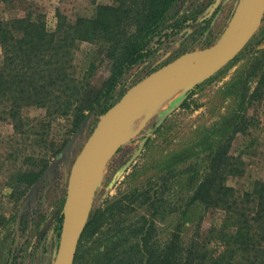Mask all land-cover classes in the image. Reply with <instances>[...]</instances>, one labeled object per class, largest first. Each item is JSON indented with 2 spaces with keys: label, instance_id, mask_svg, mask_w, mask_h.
<instances>
[{
  "label": "trees",
  "instance_id": "trees-1",
  "mask_svg": "<svg viewBox=\"0 0 264 264\" xmlns=\"http://www.w3.org/2000/svg\"><path fill=\"white\" fill-rule=\"evenodd\" d=\"M172 1L115 0L113 5H97L88 18L66 22L57 15L51 31L45 28L41 14L0 19V122L11 125V142L17 145L18 140L25 141L33 134L49 156L58 155L89 114H100L109 107L106 99L126 70L150 56L162 38L195 21L173 20L148 46ZM76 42L94 43L103 49L110 70L100 85L88 81L91 65L75 74L71 61ZM204 81L186 89L178 107H186V98ZM263 94L264 60L252 89L231 116L225 136L184 166L177 168L176 162H167L153 178L90 212L72 264H264V182L253 181L241 194L224 184L226 175L239 171L228 154L232 137L244 133L248 121L245 107ZM28 107L43 110L34 124L22 118V110ZM52 124L63 132L52 133ZM10 147L14 157L18 147ZM25 159L34 163L31 156ZM199 163L204 170L190 191L171 197L170 184L193 173ZM39 172L26 170L10 179L28 187ZM139 208L141 212H137ZM201 208L224 209L223 224L212 228L203 241L197 240L196 224L191 236L183 239L186 223ZM2 219L0 216L3 223ZM60 221L58 213L51 227L56 242ZM209 238L222 244L216 254L207 249Z\"/></svg>",
  "mask_w": 264,
  "mask_h": 264
},
{
  "label": "rangeland",
  "instance_id": "rangeland-1",
  "mask_svg": "<svg viewBox=\"0 0 264 264\" xmlns=\"http://www.w3.org/2000/svg\"><path fill=\"white\" fill-rule=\"evenodd\" d=\"M212 1L174 0L153 32L148 46L175 18L200 16ZM240 1L220 0L206 26L188 31L177 29L168 38H162L150 56L121 75L106 100L113 104L130 85L178 55L215 44L238 25L231 27ZM113 4L115 0H0V19L20 17L25 13H30L31 17L41 14L45 28L51 31L57 15L66 22H72L77 17H91L97 5ZM263 60L264 11L256 30L241 50L203 80L204 83L186 98V107H178V103L162 121L156 123L159 115L178 101L186 90L183 89L157 109L150 110L137 130L130 132V124L147 109L146 103L151 99L145 100L125 119L126 122L112 138L109 154L96 170V186L89 213L153 178L163 171L162 166L167 162H176L177 168L182 167L191 162L195 154L201 156L208 145L220 141L225 136L231 116L237 112V105L242 104L241 100H245L252 89L257 69ZM71 63L75 74L91 65L88 81L95 86L102 83L110 70V62L104 56L103 49L90 42L75 43ZM100 114H89L71 136L69 147L59 156L65 144L53 157L36 143L33 134L26 136L27 140L21 141L23 144L20 140L19 144H13L11 125L7 121L0 122V216L3 218V223L0 222V264L51 263L57 242L50 229L63 201L69 167ZM42 115V109L28 107L22 110V118H27L32 124L35 118ZM244 115L248 119L246 130L232 137L228 149L239 171L224 178V184L230 186L235 194L249 190L255 180L264 182V94L245 107ZM52 129L54 134L56 131L63 132L59 125L52 124ZM143 137L146 139L134 155ZM11 145L18 147V151L14 149V157L11 155ZM27 156H31L34 163H27ZM41 160L45 161L42 163ZM99 161L100 157L96 162ZM26 170L40 171L31 186L25 187L22 182L11 181L10 178L20 177V173ZM203 170L199 163L193 173L176 178L170 184L169 195L184 196ZM141 211V208L137 209V212ZM224 220V209L201 208L191 215L182 238H189L198 224L197 240L203 241L207 239L209 231L218 228ZM206 246L215 254L222 248L216 238H209Z\"/></svg>",
  "mask_w": 264,
  "mask_h": 264
},
{
  "label": "water",
  "instance_id": "water-1",
  "mask_svg": "<svg viewBox=\"0 0 264 264\" xmlns=\"http://www.w3.org/2000/svg\"><path fill=\"white\" fill-rule=\"evenodd\" d=\"M215 0L205 15L208 16L217 4ZM264 11V0H250L248 11L244 19L230 32L208 47L184 52L171 61L150 71L135 83L130 85L121 96L98 117L95 126L85 138L80 149L70 164L63 201L59 214L60 227L56 250L50 264H72L78 239L88 216L92 194L96 186V170L101 166L109 154L113 133L123 124V116L131 110H136L145 100L151 99L160 89L182 78L193 70L201 69L200 76L185 89L203 81L211 72L216 71L230 61L244 46L256 30ZM185 92V91H184ZM183 95V94H182ZM170 105L160 115L156 123L173 110L178 103ZM130 112V113H131ZM118 125V126H117ZM120 125V127H121ZM111 136L108 134L112 129ZM108 136V140L105 141ZM145 137L139 142L134 155L141 149ZM66 143L59 156L69 147ZM98 149V150H96ZM99 155L100 161L95 162L93 152ZM84 182L83 190L79 185Z\"/></svg>",
  "mask_w": 264,
  "mask_h": 264
},
{
  "label": "bare ground",
  "instance_id": "bare-ground-1",
  "mask_svg": "<svg viewBox=\"0 0 264 264\" xmlns=\"http://www.w3.org/2000/svg\"><path fill=\"white\" fill-rule=\"evenodd\" d=\"M249 3H250V0H241L239 2V4L237 5V8H236L232 23H231L232 28H233V26L235 27L242 19H244V17L247 14V11H248ZM200 70L201 69H196V70L191 71L190 73L184 75L182 78L176 80L175 82H172L170 85L163 87L162 89H160V91H158L155 95H153L151 98L152 102L149 101L146 103V104H148L147 109L143 110V112L132 121V123L130 124L131 128L129 131L132 132V131L137 130L139 128V126L142 124L145 115H147L150 110L157 109L158 107H160L161 105L166 103V101H168V99H170L173 95L182 91L187 86L192 84L197 78H199ZM133 107L134 106H132L131 109L123 116V119H122L124 121L123 123L126 122L125 119H127V117L132 113L131 110ZM120 125H119V127H120ZM118 129L119 128H117L115 133H113V130H114V128H113L108 134L110 135L112 132L113 134H111V135H112V138H114L116 136V132L118 131ZM109 135H107L105 141L108 140L107 138ZM96 150H98V149H96ZM96 150L93 152V155H91V157L94 159H96V158L99 159V157H101V156L97 155L98 156L97 157L94 154V153H96ZM97 159L95 160V162L97 161ZM83 188H84V182L82 183V180H81V183L79 185V190L81 191V190H83Z\"/></svg>",
  "mask_w": 264,
  "mask_h": 264
},
{
  "label": "flooded vegetation",
  "instance_id": "flooded-vegetation-1",
  "mask_svg": "<svg viewBox=\"0 0 264 264\" xmlns=\"http://www.w3.org/2000/svg\"><path fill=\"white\" fill-rule=\"evenodd\" d=\"M215 0H213L209 6V8L207 9V11L200 15V16H188V17H180V18H175V19H182V18H195V21L193 22H186L184 23L179 29L183 28L185 29V31H188V30H195V29H198V28H201V27H204L208 24L209 20H210V17L214 14V12L216 11L218 5H219V2L220 0H218L217 4L215 5V7L212 9L211 13L208 15V16H205L208 12H209V9L210 7L212 6V4L214 3ZM174 2V0L172 1V3ZM171 3V4H172ZM174 19V20H175ZM203 20H207V22L205 24H201V22ZM184 27H188V28H184ZM60 211V210H59ZM59 213V212H58ZM54 222V221H53ZM52 227V226H51ZM51 230V229H50Z\"/></svg>",
  "mask_w": 264,
  "mask_h": 264
}]
</instances>
